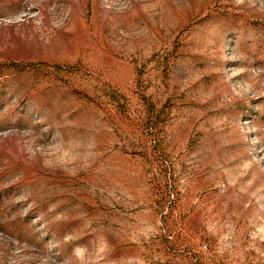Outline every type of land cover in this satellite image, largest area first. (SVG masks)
Masks as SVG:
<instances>
[{"label":"rangeland","instance_id":"obj_1","mask_svg":"<svg viewBox=\"0 0 264 264\" xmlns=\"http://www.w3.org/2000/svg\"><path fill=\"white\" fill-rule=\"evenodd\" d=\"M148 104L198 235L264 264V0H0V264L143 262Z\"/></svg>","mask_w":264,"mask_h":264},{"label":"trees","instance_id":"obj_2","mask_svg":"<svg viewBox=\"0 0 264 264\" xmlns=\"http://www.w3.org/2000/svg\"><path fill=\"white\" fill-rule=\"evenodd\" d=\"M147 109L146 120L138 119L140 124L144 123L142 131H139L140 140L131 146L132 153L144 162L143 171L138 176L139 181H144L146 185L141 208L156 216L158 226L156 232L142 239L139 245H120L135 247L142 256L141 264H205L207 258L210 264H221L215 238L197 233L195 226L200 207L187 198L188 180L184 179L187 185L181 189L172 172L173 157L166 148L168 141L162 137V123L159 124L163 109L156 115L149 104ZM208 190L204 192H210ZM202 245L204 250L201 249Z\"/></svg>","mask_w":264,"mask_h":264}]
</instances>
